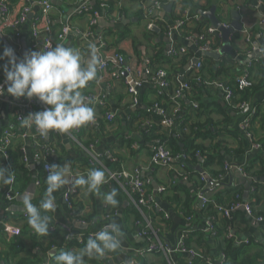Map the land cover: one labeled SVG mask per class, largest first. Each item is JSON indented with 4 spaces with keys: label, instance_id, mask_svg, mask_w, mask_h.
I'll list each match as a JSON object with an SVG mask.
<instances>
[{
    "label": "crops",
    "instance_id": "1",
    "mask_svg": "<svg viewBox=\"0 0 264 264\" xmlns=\"http://www.w3.org/2000/svg\"><path fill=\"white\" fill-rule=\"evenodd\" d=\"M10 2L12 6L11 17H18L22 8L27 3V0H11ZM51 2L53 9L51 11L50 19L54 38H56L57 34L61 32L62 26L65 24L69 23L74 30L66 36L65 40L57 41L56 39L57 44H63L66 47L78 49L82 54V58L87 61L91 59L88 46L89 44L94 43L98 49L96 56L98 53H102L109 57L117 50L126 57L127 63H129L134 70L139 67H145L144 60L146 51L144 44L141 45L139 42L134 43L132 39L133 37H136L140 42H144L142 35L145 31L146 20L140 13L141 10L143 11L144 7L140 0H91V5L99 9L101 15L98 18L97 24L93 27L92 35L89 39H84L82 35L75 32L79 31L82 33L88 30L92 18V15L90 14H79L77 12L81 0H51ZM103 3L106 4L104 9L100 7ZM194 3L205 7L204 9L199 8L198 13L200 19L207 22L206 24L208 25V28L213 27L210 20L200 14L201 11H209L215 6L217 16L222 21V25L223 23H226L228 24V27L234 20L232 11H239V21L242 23L243 29L242 31H237L236 34L231 35L230 41L232 49L230 53L223 54L219 59L207 55L208 52L219 51L224 44L222 32L218 29H215L216 33L211 34H208L206 31V34L209 35L208 37H212L213 40L220 43L218 49L208 52H203L198 49L194 37H183L180 34V31L174 32L173 35L170 36L173 41L170 43L166 42L164 37L169 36L164 29L166 27L169 28L174 26L176 21L182 17L181 6L179 3L174 13H172L173 9L168 13L164 11V6L168 3H165L159 10L155 11V17H157L159 21L158 28L160 29L159 32H155V36L153 37L154 42H161L164 47V52L167 51L171 44L184 45L192 51L191 60L194 58L200 60L202 56H205L207 64V67L203 70L205 77H211V74L208 72L209 67H213L214 70H219V78L226 83L230 81H238L244 77L247 79L249 77L252 85L244 88L248 93H251L250 100L258 108V115L253 120L252 128L256 139L264 142V0H194ZM191 6L192 3L189 4V9ZM161 13L164 14V16L161 15ZM41 15L42 8H40V6H33L28 16V21L15 29L8 27L5 28L3 36L9 38L13 48L23 46L24 41L30 48V42L32 39L31 24L37 21ZM2 23L3 20L0 17V26ZM17 40H20L21 43L17 44ZM17 57L20 58L19 53ZM187 69L188 68H186L185 65L175 72L176 74H182L187 77L188 75L186 76L185 73ZM132 77L136 78L133 75ZM127 78L129 77L124 74L118 78H113L111 75V69L108 68L105 72L99 74L96 81L88 82L87 87L83 90V94L97 93L103 97V102L105 101L112 112L116 113V119L113 122L107 121V126L102 129L96 128V130L89 129L88 131L83 130L81 132L80 128L79 135L81 141L83 139L85 144L81 143L80 139L79 141L81 144H78L76 141L69 138L67 134H60V142L63 146V150L57 159L60 160L61 165L67 164V166H70L73 176H87L88 172L91 169H94L92 166H86L91 153L103 158L109 151H113L118 157V162L120 163L117 164L116 167L121 166V168H133L134 166H146V170L143 171L144 177L154 180L157 184L158 181L168 183L170 173L167 169L160 167L148 168L149 165L147 164L154 147L153 141L145 140L142 133L138 130V125L142 124V122L143 127H146L148 122H152L153 125L158 123L157 120L153 121L148 118L143 119L139 116V113H141L148 104L155 101L156 94L154 88L149 83H146L140 89L139 102L135 105L132 101V95L127 90ZM194 90L196 98L195 102H198L201 109L203 106L201 121H206L209 116L215 121H220L222 124L217 125L216 128L219 126L220 128H227V133L221 135L220 140H225L232 148H239L241 151L244 150L242 153H232L227 156L228 163L233 166L227 170L225 177L221 181L210 182L208 180L209 182H207L203 193L208 197L215 198L216 195H219L224 203H228L230 200V191L237 190L240 192L243 201H248L250 200L252 182H255L254 178L256 177L260 183H264L263 175L259 174L262 170V160L258 158V154L261 152L258 150H251L248 140H244L242 134H239L241 133L238 127L241 117L240 112L226 105L220 88L206 86L205 84L201 86L198 84ZM7 97L11 98L12 96L7 94ZM222 109H226L230 114L227 122H222L225 120V115L222 113ZM183 110V113L190 111L192 112L191 114H195L196 112V109L192 108L190 100L184 102ZM134 115L138 117L132 120ZM194 118H196V115H194ZM15 121L14 110L4 104L0 112V131L6 126L13 127L16 124ZM229 130H236L239 136L235 137L233 134H229ZM128 138L135 140V143H137L134 152L127 148L125 141ZM204 144L210 146L212 143L210 141H204ZM246 165L250 168V172L255 174L253 178H250L249 175L245 176L237 169V166ZM0 166L7 168L6 164L2 161L1 156ZM30 168L32 174L28 187L32 182L36 181H33V175L36 176V167L33 162L30 163ZM187 184L191 186L190 183ZM158 185L163 187V184ZM46 187V185L45 187L37 185L32 201L43 199ZM65 188L66 186L53 194L57 205L55 212L47 213L52 217L50 224L71 222L76 229L78 228V225H75L73 214L78 212V216L84 218L87 216L88 220H90L87 226L81 228V230L96 233L103 227V222L101 220L102 216L107 212H111L112 222L115 221L118 223L122 229L123 236L121 237V249L117 252L107 254V257L103 258L102 264H128L133 259H137L139 262H141V260H145L146 262L161 261V258L159 257L162 256L161 254H147L140 257L136 256V249L142 248L145 244V240L138 235L135 221L129 212L131 209H134L133 204L131 203L129 196L120 187L116 188L118 192L116 199L119 201V204L115 207L108 205L103 199L104 195L114 189L112 185H101L99 196L95 194L85 195L86 186H78V193L75 194L77 205L73 206H69L62 197ZM26 190H24L19 197L23 196ZM154 193L157 205L167 213L170 218V223L165 225V242L174 246L180 234L184 231L182 230L183 227L188 223L185 217L174 212L173 205L164 202V200L158 196V192L155 191ZM14 202L16 203L13 204ZM14 202L12 204H9L7 201L0 203V216L3 221H8L10 219L11 215L9 212H11V206L15 207L14 213L18 215L23 213L22 202L18 200H15ZM254 210L262 213V220H258L255 216H249L245 209L233 211L230 215L233 223L231 233L234 234L239 241H251L254 242L253 244H264V204L259 207L255 206ZM222 218L223 216H221V219ZM203 227V221L197 223V228L203 229ZM221 229L224 230V227ZM206 236L208 241L207 247L210 250V254L217 255L218 244L210 238L209 234ZM39 242L40 244L34 247L33 250L38 255V262L34 264L54 263L51 257L55 253L52 254L53 251H50L49 248H47L46 241L39 240ZM30 243L31 239L28 238L27 244ZM78 246H80V244ZM2 250L3 246L0 251ZM72 251L78 250L72 249ZM173 257H175V255H173ZM85 264L97 263L85 258Z\"/></svg>",
    "mask_w": 264,
    "mask_h": 264
},
{
    "label": "trees",
    "instance_id": "2",
    "mask_svg": "<svg viewBox=\"0 0 264 264\" xmlns=\"http://www.w3.org/2000/svg\"><path fill=\"white\" fill-rule=\"evenodd\" d=\"M155 0H144V4L147 6H151ZM162 3H169L172 0H159ZM181 6V13L184 19V15L186 12L189 14V19H184V24L181 26L180 34L183 37H195L197 36V46L198 49L200 46L209 45L213 50L219 48L220 43L216 40H213L212 37H208L209 35L206 34L208 29L207 22L203 19H200L198 9L205 8L199 4H195L194 0H174L173 3V12L177 8V5ZM192 3L191 8L189 9V4ZM94 9H97L93 7ZM197 9V10H196ZM144 18V10L140 11ZM85 14V13H82ZM195 16H197L195 18ZM174 17V16H173ZM145 19V18H144ZM166 31V28L164 29ZM205 35L204 39H199V35ZM155 36V31L149 30L147 28V23L145 27V31L143 32V41L140 42L136 37H133L134 43L139 42L141 45L144 44L145 47V62L147 68L152 70H157L160 68L165 69L168 72L169 78V85L164 90V93L161 96H158L156 92L158 88L153 86L154 92L156 94V99L151 104H148L145 109L139 113V116L143 119H151L153 121H158L162 118V115L159 113L158 109L155 108L153 105L158 103L159 107L165 110L168 113H172L173 109L175 108L176 103L171 100L170 96L175 92L177 87V83L175 81L176 78V70L181 69L185 65H190L192 51L188 48V51L185 53H174L169 54L164 52V47L162 46L161 42L155 43L153 37ZM16 43H21L20 40H17ZM12 47V44L8 37L0 35V54L3 53L5 47ZM179 47L181 45H175ZM13 48V47H12ZM15 50L17 48H14ZM28 49L30 50L29 46ZM202 63L201 68L199 69H187L185 79L190 82L192 85V90L188 92L183 100H181V104L184 105V102L187 100L193 101L196 103L198 112L195 114H191L192 112L187 111L186 113L180 112L176 117V126L173 130L169 131L165 129L164 126H157L158 124H154L153 127H143L142 124L138 125V130L142 133V136L145 140L149 141H167V145L169 149L173 153H180L181 151L186 153V158L184 160H178L175 164L178 167V171L188 172V180H182L181 176L178 174L176 170H168L170 173L169 182L163 183L158 181V184H163L161 191L158 192V196H160L164 202L171 204L174 206V212L176 214H180L183 217H189L191 214L194 215V223L193 225H186L183 227L182 230H185L186 237L185 243L188 247L196 249L201 256L191 261V264H209L204 262V257L210 256L216 264H261L264 263V244H253L254 242L249 241L248 243L245 241H239L236 239L234 234L231 233L232 230V219L226 216H223L218 213L215 209L212 201H216L219 204L224 206H230L237 201H243L240 192L237 190L230 191L229 202L224 203L219 195L215 197H209V202L206 204L205 207H201L198 195L204 192V189L207 185L208 177L211 181L219 178L221 175H225L226 171L224 170L225 164L227 161V156L232 153H242L244 150L241 151L239 148H232L228 145L225 140H220V136L227 133V128H216L217 125H221L220 121H215L210 116L207 117L206 121H201V114L202 109L201 106L198 104L195 98V88L196 85H203L210 86L206 84V81H218L223 82L222 79L219 77V70H214L213 67H209L208 72L211 74V77H205L203 74V70L207 67L206 64V57L202 56L199 60ZM7 62V58L5 60H0V83L5 80L3 65ZM224 63V61H223ZM206 64V65H205ZM141 68V67H139ZM175 72L174 74H172ZM250 85H252L249 77L247 78ZM227 85L231 88L233 92L232 100L227 103L226 105L238 112H240V119L242 117H250L251 118V130L254 134L252 123L253 120L258 115V108L256 105L252 103L250 100V94L244 88L246 86H241L238 81H230ZM249 85V86H250ZM6 92V91H5ZM223 93V92H222ZM249 106L247 110H244L245 107L243 105ZM94 109L95 114V121L89 125L80 127L81 132L90 130L102 129L107 126L108 122H113L116 119V114L112 117V119L108 118L109 114H113L112 110L107 106L106 102L104 101L102 104H94L89 105ZM39 110L41 111L42 108L39 106ZM1 112V110H0ZM222 113L225 115V120L222 122H227L229 120L230 114L228 111L222 109ZM196 115V118H194ZM138 116L134 115L132 120ZM240 121V120H239ZM16 122V121H15ZM240 129L239 134H242V138L246 139V131L242 130L238 124ZM80 134V133H79ZM78 134V138L81 141L80 135ZM229 134H233L235 137H238L239 134L236 130H229ZM228 134V135H229ZM19 135V133H17ZM20 136V135H19ZM15 137L12 139V143L8 147V156L9 160L6 163L8 170L13 172L16 176V187L22 193L24 190L27 189L29 182L31 180V168L30 164H25L23 162V140L19 137ZM255 136V135H254ZM256 138V137H255ZM254 141L259 142L262 145V149L259 150L261 153L258 154V158L262 160V170L259 174L263 175L264 177V142H261L258 139ZM94 139V138H93ZM61 135L60 133L54 134L50 136V140L45 142V146L52 148L54 153L52 154L51 161L53 164L61 165L60 160L57 157L61 154L63 150V146L60 142ZM204 141H210L212 144L210 146L204 144ZM127 148L131 149L133 152L136 150L135 140L130 138L126 139ZM81 143H84L83 139ZM85 144V143H84ZM210 144V143H207ZM212 146V147H211ZM249 147L250 143H249ZM32 150V149H31ZM246 151V150H245ZM113 152V151H112ZM55 157V158H54ZM113 160H111L108 156H104L102 160L104 163L111 168L112 170H119L121 166H117L120 164L118 162V157L116 156L115 152H113ZM88 161V160H87ZM87 163V162H86ZM36 167V180L39 181L40 186L45 187L46 184V173L43 170V167L40 163H35ZM89 167V162L86 164ZM10 167V168H9ZM123 168V167H122ZM202 169L206 171V176L202 178ZM247 174L252 178L255 174L250 172V168H245ZM207 177V178H206ZM187 183H190L189 186ZM113 188H119L116 183L112 184ZM255 187V191L250 190V200L249 204L252 206L253 210L254 207H259L264 204V183H260V181L252 182V185ZM78 188V186H76ZM263 188V189H262ZM79 189V188H78ZM150 192L155 196L154 186L150 184ZM156 197V196H155ZM42 199H36L32 201L34 205L39 207V204ZM4 194L0 192V203L4 202ZM17 202V201H16ZM14 202L13 204H15ZM71 202L73 205H77L75 201V194L71 196ZM156 208V207H155ZM204 208V209H199ZM238 210V209H237ZM252 210V211H253ZM130 214L132 215L135 225L136 221H142V217L138 211L135 209H131ZM10 219L8 220L13 225H16L20 229V234L12 237H8L3 229L2 224H0V264H34L38 262V255L35 253L34 247L40 244L39 240L47 242V248L50 251H53L55 247V254L64 251V250H79L83 248L86 244L88 238L84 241L83 246H78L79 241L77 239H69L66 241L67 231L63 229L59 224L54 225L55 229L50 231L47 236H41L36 234L30 225L28 224V216L25 211L22 214H11ZM152 221L154 226L159 227L162 232V237L165 239V225L170 223V218L165 216L164 211L152 210L150 212ZM74 219L77 221L78 219L83 218L87 223L90 222L87 216L81 217L78 216V212L74 213ZM130 215V216H131ZM207 215H215L216 216V230L215 235L210 236V238L218 244V254L211 255L210 250L207 247V239L206 235L208 234L201 228H197V223L202 221L203 218ZM253 215L255 217H263L262 213H259L254 210ZM221 216L223 218L221 219ZM52 224L49 225V228ZM74 227V226H73ZM136 228L138 226H135ZM224 227V230L221 229ZM77 229V230H76ZM74 227V230L81 231L87 233L86 230H81V228ZM31 239V243L27 244V239ZM75 248V249H74ZM111 254V253H107ZM107 254L105 257H107ZM161 261L157 262H146L145 260H141L137 264H168L167 260L164 259L162 256H159ZM173 260L176 264H189V259L182 255V254H175ZM94 263L102 264L103 258L100 260L93 259ZM51 264V263H50ZM54 264V263H52ZM214 264V263H213Z\"/></svg>",
    "mask_w": 264,
    "mask_h": 264
},
{
    "label": "built area",
    "instance_id": "3",
    "mask_svg": "<svg viewBox=\"0 0 264 264\" xmlns=\"http://www.w3.org/2000/svg\"><path fill=\"white\" fill-rule=\"evenodd\" d=\"M11 0H0V17L3 20L2 25L0 26V35L3 36V31L5 28H18L22 26L24 23L28 21V16L32 10L33 6H40L42 8V15L40 18L31 24V42H30V50H44L49 44L55 46L57 41L65 40L66 36L72 33L74 30L71 25L65 24L62 26V30L59 34H57L56 38L53 36V29L51 26V11L53 9V5L51 0H27V3L22 8L18 17H11L12 14V6ZM143 4L144 10V18L147 23V28L149 30H153L155 27H158L159 21L157 17H155V11L159 10L165 3L160 2L159 0H155L151 6H147L144 4V0H140ZM106 4H101V8H105ZM77 12L79 14L85 13L92 15V18L89 23L88 30L80 33L79 31H75L76 33L83 36L84 39H89L92 35L93 27L97 24L98 18L101 15L99 9H94L91 5V0H81L80 6L77 8ZM188 12L185 13L184 19H189ZM197 16H195L196 18ZM184 19H179L176 21L174 26L166 27V34L170 37L173 35L174 32L181 31V26L184 24ZM224 26L228 27V24L223 23ZM247 31V30H245ZM207 33H216V30L213 28H208ZM205 35H199V39H204ZM187 38H192L191 36ZM57 39V41H56ZM196 44H197V36L194 37ZM11 47V46H9ZM12 48V47H11ZM15 55L18 56L20 51L22 50V46H18L15 50ZM199 49L203 52L212 51L213 49L209 45L200 46ZM188 51V48L184 45L176 47L174 44H171L167 49V53L174 54L177 52L185 53ZM18 60L22 59L23 57H17ZM98 71H97V78L99 74L105 72L108 68L111 69V75L113 78H118L122 74L126 75L128 84L127 90L132 95L133 104H138L139 102V93L140 89L146 84L149 83L150 85L155 86L158 88L156 94L161 96L164 93V90L169 85V78L168 72L163 69L152 70L146 67L144 64V68H136L134 70L129 63H127L126 57L118 52L117 50L111 56H106L102 53H98ZM193 60V59H192ZM190 62L188 69H199L202 66V63L197 61V63ZM135 76L136 78L132 77ZM97 79L93 80L96 81ZM5 81V80H4ZM4 81L0 83V85H4L5 89L7 85L4 84ZM90 81V82H93ZM175 81L177 83V87L175 92L170 96L171 100H173L176 105L173 109L172 113H168L163 110L158 103H155L153 106L158 109L159 113L162 115V118L158 120V125L164 126L165 129L171 131L176 126V117L177 115L183 111V105L181 104V100L185 97V95L192 90V85L188 80L185 79V75L177 74ZM241 86H249L250 83L247 81L246 77L241 78L238 80ZM206 84L210 86H215L220 88L223 92L225 102L229 103L233 98V92L231 88L227 85L226 82H218V81H206ZM89 102V105L94 104H102L103 97H101L97 93H87L84 94ZM191 106L193 109H197V104L193 101H190ZM6 104L10 107V109L14 110L16 124L13 127H4L0 131V156L2 157V161L6 164L9 160L8 156V147L12 143V139L19 136L23 140V162L27 165L31 162L40 163L45 171L46 175L47 172V165H52L53 162L51 161L52 154L54 150L52 148L46 147L45 142L50 140V136L52 132L54 134H58L56 131H50L47 138L41 137L39 133L36 131L35 127L33 126L32 129H28L26 127L21 126L22 119L26 117L29 113H33L39 110V106L42 110L47 107L43 103H41L38 99L32 98L31 100L27 99L26 97H21L19 99L11 97L8 98L6 92L3 95H0V110L3 105ZM245 107L244 110H247L249 106L243 105ZM116 113L109 114L108 118L112 119V117ZM239 126L242 130L246 131V139L250 143L251 150H261L262 145L259 142L254 141V134L251 130V118L246 116L242 117L239 121ZM146 127H153L152 122H148ZM80 132V128L71 130L66 133L69 138L76 141L78 144H81L78 138V134ZM19 133V135H17ZM256 139V138H255ZM93 145V144H92ZM136 146V144H135ZM153 151L151 153V157L147 165L148 168H165L167 170H176L178 171V167L175 164L178 160H184L187 156L186 153L181 151L180 153H173L168 145L167 141H156L153 142ZM92 147V146H91ZM32 149V150H31ZM106 156H108L111 160H113V153L109 151ZM55 158V157H54ZM89 165L94 168H99L105 171L106 185H112L116 183L130 198L131 203L136 211L142 217V221H136V226L138 229V235L145 240V244L142 248L136 249V256H145L147 254H161L168 262V264H176L173 260V255L175 254H182L189 259V264L193 259L198 258L201 254L194 248L188 247L185 243L186 233L185 230L182 231L180 234L176 244L172 246L165 242V239L162 237V232L159 227L154 226L152 217L150 212L155 210H162L156 203L155 196L150 192V184L151 179L146 178L143 176V171L146 170V166H134L133 168H121L119 170H112L109 168L101 157L97 156L96 154L91 153L88 159ZM233 165L226 162L224 170L227 172ZM246 166H237V169L242 172L245 176H248L245 168ZM10 168V167H9ZM11 171V169H10ZM13 173V172H12ZM178 174L181 176L182 180L187 181L189 173L184 171H178ZM226 175V173H225ZM225 175H221L219 178L213 181H221ZM206 176V171L202 169V178L204 179ZM252 178L251 176H249ZM207 178V177H206ZM71 179V178H70ZM208 180L209 177L207 178ZM36 180V179H35ZM211 182V180H210ZM36 187L37 185L40 186L38 180L35 181ZM104 184V185H105ZM162 187L155 191H161ZM263 189V188H262ZM255 187L252 186V191H255ZM0 192L4 194L5 201L9 204H12L17 198L21 195V192L16 187V176L13 173V183L10 185H3L0 186ZM78 193V188L73 184L66 185V188L62 194L63 199L65 202L68 203L69 206H73L71 202V196ZM198 200L201 207H205L206 204L209 202V197L204 193L198 195ZM215 209L218 211L219 214L229 217L231 213L237 209L244 208L249 216L253 215V208L247 201H237L230 206H224L222 204L217 203L216 201H212ZM55 205H57L55 201ZM156 207V208H155ZM204 209V208H199ZM163 211V210H162ZM15 211H11V214H15ZM165 213V212H164ZM166 217H169L167 213H165ZM186 221L189 225H193L194 223V215L191 214L189 217H185ZM258 220H262L263 217H257ZM103 222V227L112 222V214L111 212H107L101 218ZM204 222L203 230L206 231L210 236L215 235L216 230V216L215 215H207L202 220ZM0 224H2L5 234L8 237L16 236L20 234V229L18 226L13 225L9 221H3L0 218ZM58 223H53L50 226V231L55 229V226ZM78 225V228H83L87 226V222L81 218L75 221V225ZM59 225L67 231L66 241L69 239H77L79 241L80 246L84 245V240L89 236L94 235L95 233L91 232H81L74 230L73 224L69 223H59ZM102 227V228H103ZM241 242V241H240ZM249 242V241H245ZM55 251V247L53 248ZM56 252V251H55ZM202 257V256H201ZM204 262L209 264H216L214 260L210 257H204ZM139 261L137 259L131 260L128 264H137Z\"/></svg>",
    "mask_w": 264,
    "mask_h": 264
},
{
    "label": "clouds",
    "instance_id": "4",
    "mask_svg": "<svg viewBox=\"0 0 264 264\" xmlns=\"http://www.w3.org/2000/svg\"><path fill=\"white\" fill-rule=\"evenodd\" d=\"M259 7V6H258ZM90 60L85 61L78 49L63 44H49L44 50L27 51L19 59L11 47H5L0 54L3 65L4 84L0 85V95L5 91L14 98L26 97L38 99L46 105L44 110L29 113L22 119L21 126L28 129L35 127L41 137L47 138L50 131L66 134L71 130L94 123V109L89 106L83 90L88 82L97 78L98 49L94 43L89 44ZM46 190L39 207L32 203L33 194L25 191L21 197L23 210L27 213L28 224L41 236H47L55 212V192L62 187L73 184L86 186L85 195H100L101 185L107 183L105 171L91 169L87 176H73L67 164L47 165ZM71 177V179H69ZM13 183V173L0 166V186ZM114 188L104 195V201L110 206H117L119 201ZM122 229L115 221L106 224L100 231L89 236L86 244L78 251L64 250L52 255L54 264H85L88 260H100L107 253L121 249Z\"/></svg>",
    "mask_w": 264,
    "mask_h": 264
},
{
    "label": "water",
    "instance_id": "5",
    "mask_svg": "<svg viewBox=\"0 0 264 264\" xmlns=\"http://www.w3.org/2000/svg\"><path fill=\"white\" fill-rule=\"evenodd\" d=\"M172 2H174V0ZM172 2H170V3H168L167 5L164 6V11L165 12H167V13L171 12L172 6H173ZM200 14L210 20V23H211V25H212V27L214 29H218V30H220L222 32V38H223V41H224V44H223L222 48L219 51L208 52L207 55L212 56L215 59H219L223 54L230 53L231 49H232V45H231V41H230L231 35L232 34H236L237 31H242V29H243V25L239 21L240 20L239 11H236V10L232 11L234 20L231 22L229 27L222 25V21L217 16L216 7L215 6H213L212 9H210L209 11H204V12L201 11ZM161 15L164 16V14H162V13H161ZM159 29L160 28L155 27L153 29V31L159 32ZM164 40L166 42H168V43L173 41L171 37H164ZM27 51H30V50L28 49V46L25 44V41H24L23 42V46H22V50L20 51V56L23 57L24 53L27 52ZM251 57H253V56H251ZM197 61H198V59L194 58L192 60V63H197ZM188 66L189 65H187L186 68H188ZM69 168H70V166H69ZM33 179H34L33 181H35V179H36L35 175H33ZM69 179H70V177H69ZM250 181H252V180H250ZM254 181H257L256 177L254 178ZM151 184L154 186L155 190H157L159 188V185L154 180H151ZM36 188L37 187H36L35 182H32V184L27 188L26 191H31L32 194H33V197H34V194L36 192ZM21 197L17 198V200L20 201V202H22ZM14 208H15L14 206H11L10 207L11 211H14ZM240 209H244V208H240ZM0 218H2V217L0 216ZM54 253H55V251L52 252V254H54Z\"/></svg>",
    "mask_w": 264,
    "mask_h": 264
}]
</instances>
